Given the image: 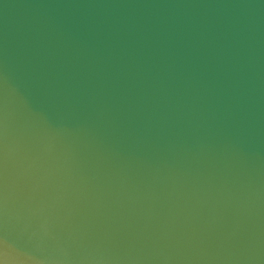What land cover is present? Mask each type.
Segmentation results:
<instances>
[{
	"label": "water",
	"instance_id": "water-1",
	"mask_svg": "<svg viewBox=\"0 0 264 264\" xmlns=\"http://www.w3.org/2000/svg\"><path fill=\"white\" fill-rule=\"evenodd\" d=\"M0 264H264V0H0Z\"/></svg>",
	"mask_w": 264,
	"mask_h": 264
}]
</instances>
